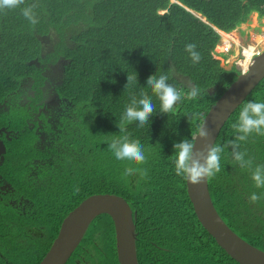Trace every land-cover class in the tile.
<instances>
[{
  "label": "trees",
  "instance_id": "1",
  "mask_svg": "<svg viewBox=\"0 0 264 264\" xmlns=\"http://www.w3.org/2000/svg\"><path fill=\"white\" fill-rule=\"evenodd\" d=\"M33 3L35 25L20 9L0 11V99L25 76L38 75V64L59 62V91L70 116L60 118L59 130L48 129L53 133L48 146L53 162L47 167L51 184L30 190L37 195L38 212L26 220L46 231L42 236L12 237L6 252L12 251L14 263L38 264L70 210L91 194L111 193L126 199L136 212L139 264H239L200 224L185 180L174 173L171 154L174 143L194 139L211 104L239 73L235 67L221 66L214 56L221 38L217 30L235 29L253 11L264 17V0H25L23 6ZM189 43L200 53L198 63L185 50ZM133 70L140 86L124 89L126 71ZM152 73L167 74L168 82L184 92L193 82L200 96L178 103L168 116L157 111L148 127L128 126L130 139L145 146L148 160L140 168L147 169V176L124 178L125 166L105 142L118 133L116 120L130 97L149 91L143 85ZM249 100L264 101V78L226 120L216 144L234 139L231 125ZM191 114L199 115L188 122ZM239 143L253 168L264 165V136L253 133ZM24 163L21 156L19 164ZM207 182L220 217L264 250V188L254 186L251 170L233 163L231 149L226 148L221 171ZM253 192L262 197L255 203L249 199ZM65 264H119L108 214L92 220Z\"/></svg>",
  "mask_w": 264,
  "mask_h": 264
},
{
  "label": "clouds",
  "instance_id": "2",
  "mask_svg": "<svg viewBox=\"0 0 264 264\" xmlns=\"http://www.w3.org/2000/svg\"><path fill=\"white\" fill-rule=\"evenodd\" d=\"M23 5H25V0H0V11L20 9L23 17L32 25L37 24L38 18L35 12L37 5L35 3L27 6ZM219 31L221 32V30ZM195 49L196 45L194 43L187 44L185 48L193 63H198L201 57L200 53ZM168 81L169 76L165 73H161L158 76L155 73L149 74L143 86L151 94H149V91L141 90L139 97L136 95L130 97V103L125 107L119 120H116L119 129L118 133H113L114 135L105 142L115 160L125 166L123 171L124 178L131 177L137 173L142 178L147 176V169L140 168L148 160L145 146L138 139H130L126 134L128 126L135 125L137 128L148 127L150 118L157 111L168 116L176 111L178 103L185 99L189 101L196 100L200 96L201 90L195 85H189L188 91L184 92ZM137 86L140 85L136 71L133 70L132 73L126 71L124 89ZM154 99L156 102H154ZM198 115H188V122ZM231 128L235 133L234 139L228 140L224 145L209 142L211 130L204 119L198 125V132L195 138V141L199 137L203 142L200 148L195 147V141L191 138H184L174 143L171 163L175 175L194 186L202 184L206 180L215 177L221 171L222 154L226 148H230L233 163L238 164L242 169L251 170V179L254 182V186L256 188H264V165H256L253 168L252 160L245 159L246 153L240 150L239 143L246 141L253 133L264 136V101L249 100L243 103ZM261 198V195L255 192L249 197L253 203Z\"/></svg>",
  "mask_w": 264,
  "mask_h": 264
},
{
  "label": "flooded vegetation",
  "instance_id": "3",
  "mask_svg": "<svg viewBox=\"0 0 264 264\" xmlns=\"http://www.w3.org/2000/svg\"><path fill=\"white\" fill-rule=\"evenodd\" d=\"M38 65L42 67L38 75L25 76L0 99V264H15L12 251L6 252L12 237L42 236L46 231L43 225L26 220L38 212L37 195L30 190L44 182L51 184L47 167L53 162L48 148L52 129L59 130L56 126L62 117L70 116L66 97L59 91L60 63ZM21 156L24 164H19Z\"/></svg>",
  "mask_w": 264,
  "mask_h": 264
},
{
  "label": "water",
  "instance_id": "4",
  "mask_svg": "<svg viewBox=\"0 0 264 264\" xmlns=\"http://www.w3.org/2000/svg\"><path fill=\"white\" fill-rule=\"evenodd\" d=\"M263 78L264 50L254 56L247 69L236 76L202 118L201 123L205 119L211 130L209 142L215 143L226 120ZM189 84L194 85L193 82ZM202 143L198 137L195 147L200 148ZM185 183L197 219L216 243L239 264H264V250L240 237L220 217L210 197L207 180L195 186L186 180ZM100 214H108L113 221L118 263L139 264L135 246L136 212L131 209L126 199L111 193L91 194L70 210L63 218L57 235L38 264H65L92 220Z\"/></svg>",
  "mask_w": 264,
  "mask_h": 264
},
{
  "label": "rangeland",
  "instance_id": "5",
  "mask_svg": "<svg viewBox=\"0 0 264 264\" xmlns=\"http://www.w3.org/2000/svg\"><path fill=\"white\" fill-rule=\"evenodd\" d=\"M221 34L223 35L222 38L227 42L226 44L232 43L233 46L229 49L228 53L222 52L225 41L223 42L220 39L214 49L216 53L215 57L220 60L221 66L225 68L229 69L232 66L243 68L245 65L243 63L248 64L249 61L246 62L247 60L240 53L242 48L251 46L255 49L264 50V17L260 16L257 12H252L241 25L239 24L229 32H221Z\"/></svg>",
  "mask_w": 264,
  "mask_h": 264
},
{
  "label": "built area",
  "instance_id": "6",
  "mask_svg": "<svg viewBox=\"0 0 264 264\" xmlns=\"http://www.w3.org/2000/svg\"><path fill=\"white\" fill-rule=\"evenodd\" d=\"M218 31V33L220 34V36H221V40L224 42L225 41V39L224 38H222V34H221V32L219 31V30H217ZM232 39V38H231ZM227 42L225 41V44H224V48H223V50H222V52H225V53H228L229 52V49L233 46V44L232 43H228V44H226ZM235 44V43H234ZM237 45V44H236ZM250 48H252V49H250ZM247 49H250L251 51H250V54L247 56L246 55V53H245V50H247ZM262 50L261 49H255L254 47H251V46H249V47H245V48H242V50H241V54L243 55V58L246 60H248L249 62H248V64L252 61V59L254 58V56H256V55H259L260 54V52H261ZM239 53V54H240ZM232 65V64H231ZM232 67H235L239 72H241V71H244V70H246L247 69V67L244 69V68H239V67H236V66H232Z\"/></svg>",
  "mask_w": 264,
  "mask_h": 264
},
{
  "label": "bare ground",
  "instance_id": "7",
  "mask_svg": "<svg viewBox=\"0 0 264 264\" xmlns=\"http://www.w3.org/2000/svg\"><path fill=\"white\" fill-rule=\"evenodd\" d=\"M230 37V36H229ZM235 38V37H234ZM250 51L251 50H249V49H247V50H245V53H246V55L248 56L249 54H250ZM247 60V59H246ZM246 62H248V60L246 61ZM245 64V65H244ZM243 68H246L247 66H248V64L247 63H243Z\"/></svg>",
  "mask_w": 264,
  "mask_h": 264
},
{
  "label": "crops",
  "instance_id": "8",
  "mask_svg": "<svg viewBox=\"0 0 264 264\" xmlns=\"http://www.w3.org/2000/svg\"><path fill=\"white\" fill-rule=\"evenodd\" d=\"M253 12H255V11H253ZM252 13V12H251ZM241 25V24H240ZM222 32V31H221ZM223 33H225V32H223Z\"/></svg>",
  "mask_w": 264,
  "mask_h": 264
}]
</instances>
